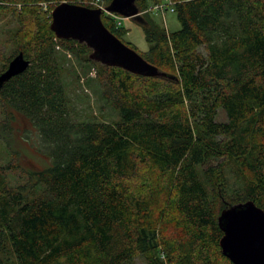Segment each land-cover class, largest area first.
I'll use <instances>...</instances> for the list:
<instances>
[{
  "label": "trees",
  "instance_id": "obj_1",
  "mask_svg": "<svg viewBox=\"0 0 264 264\" xmlns=\"http://www.w3.org/2000/svg\"><path fill=\"white\" fill-rule=\"evenodd\" d=\"M65 1L0 0L25 15L0 75L21 52L31 62L0 102L32 121L52 160L16 186L6 171L18 167L0 168V264H233L222 212L249 200L264 210V0H171L181 24L172 33L137 0L143 57L170 78L104 66L57 38L44 7ZM27 23L36 32L26 41ZM87 54L118 120L75 119L64 75L69 56ZM165 227L177 230L172 243Z\"/></svg>",
  "mask_w": 264,
  "mask_h": 264
},
{
  "label": "rangeland",
  "instance_id": "obj_2",
  "mask_svg": "<svg viewBox=\"0 0 264 264\" xmlns=\"http://www.w3.org/2000/svg\"><path fill=\"white\" fill-rule=\"evenodd\" d=\"M94 1L74 0L73 3L93 5L92 2ZM111 2L112 0H100V7L93 6L94 8H102L103 13L106 14L103 21L105 22V26L113 28L112 31L119 37L122 36L121 40L126 45L143 56L149 49L143 24L134 18L123 17L122 25L119 26L115 15L105 11ZM144 4L147 5V9L145 10L147 12L146 15H149L152 21L155 20L165 31L172 33L181 29V24L176 13L156 12L153 8L160 3L155 2V0H144ZM52 5L45 6L44 10L52 14V11L56 7L52 8ZM11 8L13 7H10L8 12L0 9V69L4 60L16 49L17 45L13 40V32L20 28V19H23L25 16L22 13L23 9H20L21 6H18L17 15L15 14L17 11H13ZM150 10L151 12L149 13ZM118 28L125 30V34L121 35ZM23 31V38L26 41L30 40L36 32L35 24L27 23L23 26ZM199 52L204 56L208 55L204 47H201ZM88 57L89 55L87 54V56L82 57L80 60L79 58L69 56L66 66L67 70L64 75L66 90L75 108V119L84 121L94 118L97 121L106 122L118 120L120 115L112 110L102 98L103 91L106 88L104 85L102 86L104 81L98 76V68L86 61ZM217 121H227V116L221 109L218 112ZM41 143L39 130L34 126L32 121L13 108L5 109L0 102V168H6L8 164L12 163L18 167L6 171L11 185L25 184L28 182V176L31 172L41 171L51 165V157L44 152ZM229 177L234 186L236 184V173L230 172ZM235 186L239 188L238 185ZM176 233L177 230L173 228H163V236L170 243H172V239ZM135 263L146 264L142 258H137Z\"/></svg>",
  "mask_w": 264,
  "mask_h": 264
},
{
  "label": "water",
  "instance_id": "obj_3",
  "mask_svg": "<svg viewBox=\"0 0 264 264\" xmlns=\"http://www.w3.org/2000/svg\"><path fill=\"white\" fill-rule=\"evenodd\" d=\"M137 0H112L105 11L125 18L145 21ZM101 8L63 2L52 11L51 30L57 38L76 40L92 50L90 58L104 66L119 67L142 77H169L149 63L136 50L113 34L102 20ZM31 62L21 52L0 75V91L13 77L24 73ZM219 226L223 232L222 254L233 264H264V210L254 201L241 202L225 209Z\"/></svg>",
  "mask_w": 264,
  "mask_h": 264
},
{
  "label": "built area",
  "instance_id": "obj_4",
  "mask_svg": "<svg viewBox=\"0 0 264 264\" xmlns=\"http://www.w3.org/2000/svg\"><path fill=\"white\" fill-rule=\"evenodd\" d=\"M99 2L100 0H95L93 3L94 6L96 7H100L99 6ZM102 9V8H101ZM153 10H155L156 12H160V13H167V12H175V8H174V3L171 0H164L162 3L157 4ZM151 12V10L149 11V13ZM115 15V18L118 20V24L119 26L122 25V21H123V17H121L120 15L117 14H113Z\"/></svg>",
  "mask_w": 264,
  "mask_h": 264
}]
</instances>
